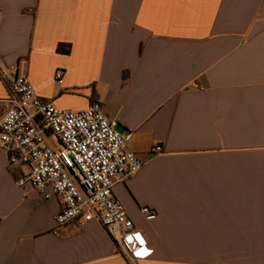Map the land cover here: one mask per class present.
Here are the masks:
<instances>
[{"label":"crops","instance_id":"obj_1","mask_svg":"<svg viewBox=\"0 0 264 264\" xmlns=\"http://www.w3.org/2000/svg\"><path fill=\"white\" fill-rule=\"evenodd\" d=\"M0 62L59 108L99 101L148 158L114 188L130 263L95 220L56 235L61 200L0 150V264H264V0H0Z\"/></svg>","mask_w":264,"mask_h":264},{"label":"built area","instance_id":"obj_2","mask_svg":"<svg viewBox=\"0 0 264 264\" xmlns=\"http://www.w3.org/2000/svg\"><path fill=\"white\" fill-rule=\"evenodd\" d=\"M64 73L58 68L56 79L61 80ZM0 81L8 90L0 99L4 106L0 150L20 168L16 184L61 200L56 235L68 225L80 227L95 220L134 263L143 242L114 191L148 160L126 148L131 132H121L118 121L106 114L99 101L82 109H63L43 100L17 64L0 62ZM141 212L147 219L156 215L148 206H142Z\"/></svg>","mask_w":264,"mask_h":264}]
</instances>
